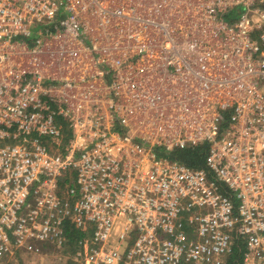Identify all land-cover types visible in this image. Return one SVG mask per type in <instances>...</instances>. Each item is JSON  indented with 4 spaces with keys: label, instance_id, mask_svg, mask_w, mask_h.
Here are the masks:
<instances>
[{
    "label": "built area",
    "instance_id": "built-area-1",
    "mask_svg": "<svg viewBox=\"0 0 264 264\" xmlns=\"http://www.w3.org/2000/svg\"><path fill=\"white\" fill-rule=\"evenodd\" d=\"M76 230L78 264H264V0H0V260Z\"/></svg>",
    "mask_w": 264,
    "mask_h": 264
},
{
    "label": "trees",
    "instance_id": "trees-1",
    "mask_svg": "<svg viewBox=\"0 0 264 264\" xmlns=\"http://www.w3.org/2000/svg\"><path fill=\"white\" fill-rule=\"evenodd\" d=\"M234 13V12H233ZM69 137L65 138L67 141ZM209 153V146L207 144H203L194 148H186L182 150H176L172 153H161L160 155L169 157L172 160H177L181 163H184L190 167L207 169V156ZM90 236L87 233L82 231H74L70 235L69 249H72L73 254H75L78 249L82 246L81 241L89 238ZM243 252H239L235 250L230 258V263L238 264L241 261V255ZM75 263V262H74Z\"/></svg>",
    "mask_w": 264,
    "mask_h": 264
},
{
    "label": "rangeland",
    "instance_id": "rangeland-1",
    "mask_svg": "<svg viewBox=\"0 0 264 264\" xmlns=\"http://www.w3.org/2000/svg\"><path fill=\"white\" fill-rule=\"evenodd\" d=\"M68 247L38 246L33 251H22L0 260V264H78ZM75 262V263H74ZM227 264V261H226Z\"/></svg>",
    "mask_w": 264,
    "mask_h": 264
}]
</instances>
